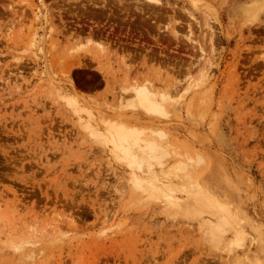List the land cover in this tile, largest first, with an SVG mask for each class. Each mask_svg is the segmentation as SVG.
I'll list each match as a JSON object with an SVG mask.
<instances>
[{"label":"rangeland","instance_id":"374dc122","mask_svg":"<svg viewBox=\"0 0 264 264\" xmlns=\"http://www.w3.org/2000/svg\"><path fill=\"white\" fill-rule=\"evenodd\" d=\"M102 1L0 0V264H264V0Z\"/></svg>","mask_w":264,"mask_h":264},{"label":"bare ground","instance_id":"6f19581e","mask_svg":"<svg viewBox=\"0 0 264 264\" xmlns=\"http://www.w3.org/2000/svg\"><path fill=\"white\" fill-rule=\"evenodd\" d=\"M102 1V0H101ZM117 1V0H116ZM119 2H120V4L124 1V0H118ZM133 1H136V0H133ZM140 1V0H139ZM103 2V1H102ZM125 2V1H124ZM137 2V1H136ZM144 2H147V3H151V4H153V5H159L160 4V0H143V3ZM88 3V2H87ZM143 3H142V5H143ZM141 4V3H140ZM114 6V5H113ZM140 6V5H139ZM141 7V6H140ZM86 8V7H85ZM143 7H141V9H142ZM103 9V8H102ZM139 9V8H138ZM87 11V10H86ZM140 11V10H139ZM126 12V11H125ZM115 17V16H114ZM122 19H124V18H122ZM124 21V20H123ZM120 25V24H119ZM121 26V25H120ZM122 27V26H121ZM130 28V27H129ZM211 29H213V28H211ZM129 30V29H128ZM98 36V35H97ZM158 38V37H157ZM158 42V41H157ZM155 43V42H154ZM184 44V43H183ZM194 45H197L196 44V42L194 43ZM186 49V48H185ZM168 56V55H167ZM126 92V91H125ZM131 93H132V95L134 96V99L136 100V102L138 103V105H140L141 107H143L145 110H147V111H150V112H153V113H158V114H160V115H162V114H165V115H168L169 114V112H168V108L170 107L169 105L171 104V99L167 96V95H165L164 93H159L160 94V98H159V100H157L156 99V97H155V94H154V92H151L148 88H147V86H138V85H136V86H133V89L131 90ZM74 105H75V103H73ZM76 106H77V104H76ZM166 110V111H165ZM170 111H171V108H170ZM163 116V115H162ZM105 122V124L107 125V127H109L111 130H113L114 131V137L115 138H117V137H119V138H127V139H129V138H132V140L133 139H137L138 137H139V135L137 134V133H135V132H133V131H135L131 126H128L126 123H117V122H114V121H112V120H109V119H107L106 118V120L104 121ZM89 123V122H88ZM90 124V123H89ZM92 125V124H91ZM89 126L88 125V127H89V131L91 130L93 133H94V135H96L97 133L99 134L100 132H98V130L96 129V127H94V126ZM91 132V133H92ZM97 134V135H98ZM93 135V134H92ZM96 135V136H97ZM106 137V136H105ZM140 140L142 139V138H139ZM114 141V143H115V139L113 140ZM146 147V149L145 150H148L147 151V156H152V154H151V150H152V153H153V150H154V155L156 156V153H155V150L158 148V146H157V144H154V143H152V142H150V141H148L147 143H146V145H145ZM160 147V146H159ZM158 149H161V148H158ZM157 149V150H158ZM127 150V149H126ZM130 150L131 149H128V151H125V153H126V157L128 158V159H130V158H132V156H134L132 153L133 152H130ZM171 149H168L167 150V153H169L168 155H172V153H173V155L175 154L174 152H172V150H171V152L172 153H170L169 151H170ZM179 150V149H178ZM132 151V150H131ZM161 150H158V154H157V157L159 156L160 157V154H159V152H160ZM182 151V150H181ZM148 152H150V153H148ZM144 153V152H143ZM146 153V152H145ZM151 154V155H150ZM162 154V153H161ZM154 155H153V157H154ZM177 155V154H176ZM178 155H180V154H178ZM163 156H164V154H163ZM157 157H156V159H157ZM186 157V156H185ZM202 158V157H201ZM201 158H198L197 160H200ZM160 159V162H158L159 164L161 163L162 164V162H163V164H164V161H161V158H159ZM158 159V160H159ZM162 160H164V158L162 159ZM196 160V161H197ZM202 160V159H201ZM200 160V161H201ZM200 161H198V162H200ZM182 162V161H181ZM202 162V161H201ZM197 163V162H196ZM176 164V163H175ZM178 164V163H177ZM181 163H180V170H183V168L184 169H186V167H181ZM197 165V164H196ZM199 165V164H198ZM155 174V173H154ZM187 175H189V174H187ZM156 176V175H155ZM189 177V176H188ZM191 177V176H190ZM155 180H156V182L158 181V177L156 176L155 178H154ZM193 179V178H192ZM191 178L190 179H188V180H190V182H191V180H192ZM193 181V180H192ZM192 183V182H191ZM148 186H147V190H148V192H147V194H146V192H144V194L145 195H147V196H150V194H151V196L152 195H154L155 193L157 194H159V193H161V196H163V194L162 193H164V189L162 188V187H160L159 185H156L155 183H150V184H147ZM139 187H141L142 188V186L141 185H139ZM142 191H143V188L141 189ZM152 193H154V194H152ZM158 194H157V196H158ZM156 195H154L153 197L154 198H156L155 197ZM160 196V195H159ZM164 196H166L165 194H164ZM168 196H170L169 194H168ZM172 197V196H171ZM204 197V196H203ZM147 198V197H146ZM152 198V197H151ZM158 198V197H157ZM161 198V197H160ZM160 198H159V200H160ZM205 198V197H204ZM207 198V197H206ZM210 198V197H209ZM212 201V200H211ZM223 207H225V206H223ZM219 208H220V206H219ZM228 209V208H227ZM220 210H221V208H220ZM212 211V210H211ZM216 211H218L217 210V208H216ZM223 211H224V209L223 210H221V211H218V213H216L217 214V216H218V218H219V221H218V225H225L226 224V221H227V218H226V216L227 215H229L230 213L228 212V214L226 215V216H224L223 215ZM227 211H229V210H227ZM229 219V218H228ZM218 220V219H217ZM231 220H232V223H233V219L231 218ZM234 222H236L235 220H234ZM237 225V224H236ZM220 227L219 228V230L220 229H222L223 227ZM215 230H218V227H215ZM213 237V236H212Z\"/></svg>","mask_w":264,"mask_h":264}]
</instances>
